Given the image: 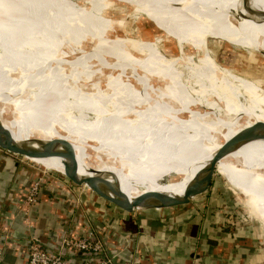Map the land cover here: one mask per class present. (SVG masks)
<instances>
[{"label":"bare ground","instance_id":"obj_1","mask_svg":"<svg viewBox=\"0 0 264 264\" xmlns=\"http://www.w3.org/2000/svg\"><path fill=\"white\" fill-rule=\"evenodd\" d=\"M149 20L160 35L131 36V23ZM209 35L245 38L264 53V0H0V114L16 113L1 121L17 142L36 133L70 141L81 175L88 147L111 158L117 165L102 159L97 169L128 197L181 196L220 148L217 131L227 140L264 122L263 95L215 63ZM36 161L64 169L58 157ZM164 170L181 177L162 183ZM216 171L264 224V139Z\"/></svg>","mask_w":264,"mask_h":264},{"label":"crops","instance_id":"obj_2","mask_svg":"<svg viewBox=\"0 0 264 264\" xmlns=\"http://www.w3.org/2000/svg\"><path fill=\"white\" fill-rule=\"evenodd\" d=\"M20 158L0 149L2 264H28L34 240L80 264L91 252L74 253L63 240L88 232L102 245L92 254L98 260L110 258L105 242L121 264H264V237L251 233L255 226H248L237 203L224 204L212 190L192 208L162 217L108 206L85 186L55 174L54 184H46L28 205L27 191L42 173Z\"/></svg>","mask_w":264,"mask_h":264},{"label":"water","instance_id":"obj_3","mask_svg":"<svg viewBox=\"0 0 264 264\" xmlns=\"http://www.w3.org/2000/svg\"><path fill=\"white\" fill-rule=\"evenodd\" d=\"M7 114H0V149L7 151L13 155L27 158L33 162L37 159H45L51 157H58L63 160V171L56 168H48L50 174H57L61 178L70 182L72 185L82 187L85 186L97 199L108 206L120 209L127 213L142 212L147 214H154L156 216H169L180 211L188 210L193 207V201L200 196L207 194L213 183V177L216 172V165L218 162L229 154L235 152L238 148L246 143L257 139H264V122L254 121L249 125L241 128L231 138L227 140H218L221 142L220 148L215 152L209 165L196 175L184 189L181 196H172L167 192L160 191H145L134 195L132 198L128 197L120 187L118 178L113 174L104 175L97 169V165L102 164V159L109 162V158L103 156L99 163L93 164L87 158V164L90 167L87 174L81 175L78 169V162L75 149L72 143L66 139L54 137L48 141L42 142V135L35 134L29 143L17 142L13 139L11 131L4 126L1 119L12 120L7 118ZM39 135V136H37ZM223 137V136H222ZM36 144L39 147H33L31 144ZM59 147L61 149H59ZM114 163V162H113ZM117 165V163H114ZM42 165V164H41ZM170 175V174H169ZM176 181L181 177L177 174ZM111 177L109 179L108 177ZM167 176V175H166ZM165 177V176H164ZM45 180L51 181L52 177L44 175ZM165 181V180H161ZM167 181V180H166ZM47 183V182H45ZM105 252L112 259L114 264H121L118 261V256L115 251L107 246L104 242Z\"/></svg>","mask_w":264,"mask_h":264},{"label":"rangeland","instance_id":"obj_4","mask_svg":"<svg viewBox=\"0 0 264 264\" xmlns=\"http://www.w3.org/2000/svg\"><path fill=\"white\" fill-rule=\"evenodd\" d=\"M151 23V24H150ZM150 24V26H149ZM156 28H155V27ZM129 27H132L133 31L131 36L142 41H149L153 37L160 35V31H155L157 26L151 20L143 23V26L138 25V23L133 22ZM139 27V28H138ZM154 27V29H153ZM144 31V32H143ZM120 34V28L115 29V33ZM143 35V36H142ZM173 45H176V39L172 38ZM162 47L166 44V39H163L161 43ZM171 44L167 42V47ZM207 48L208 52L215 61V63L223 69H226L229 73L239 78L245 83H248L257 88L259 91L256 94H262L264 97V53L262 51H254L249 43V41L245 38H224L216 35H209L207 38ZM177 52H175L176 54ZM7 118L12 119L15 112H13V108H10L7 112ZM226 117L225 115L220 116V118ZM212 120L218 122V117L212 116ZM246 122V118H241L238 123L244 124ZM224 129L217 131L216 137L218 140H223L222 132ZM92 145V141H90ZM95 143V142H94ZM88 153L90 155L89 161L95 164L99 163L100 160L97 158V152L92 148L88 147ZM105 158V156H104ZM20 159L24 160V163L30 167L34 171L39 170L43 173H54L49 172L43 165L33 162L27 158L21 157ZM109 162H112V159H108ZM80 167V165H79ZM27 172V171H26ZM170 174V175H169ZM167 175V176H166ZM165 176V177H164ZM177 174L170 172L169 170H164L162 173L163 180L162 183H176V181H170L171 179H175ZM167 180V181H166ZM212 193H216L219 200H222L224 204L227 203H237L243 215L248 219V226L253 224L254 231L251 232L255 235H259L261 238L264 237V224H262L261 219L256 216L246 205L247 197L241 193L239 190L234 188L229 181L224 177L220 172L216 171L213 177V183L210 187ZM209 190V191H210ZM67 248V247H66Z\"/></svg>","mask_w":264,"mask_h":264},{"label":"built area","instance_id":"obj_5","mask_svg":"<svg viewBox=\"0 0 264 264\" xmlns=\"http://www.w3.org/2000/svg\"><path fill=\"white\" fill-rule=\"evenodd\" d=\"M50 175L51 181H46L44 175ZM56 175L50 173H43L40 175L31 185L27 191L25 202L26 204L36 203L38 196L43 187L46 184H54ZM47 182V183H45ZM63 245L70 248L74 253L78 252H91L98 255L102 251V245L97 240L96 235L93 232H88L86 235L77 236L76 238L66 237L63 240ZM0 264L2 259L0 255ZM28 264H70L69 261L64 257L62 252H52L42 247L36 240L32 241L30 245V251L28 255ZM80 264H112L110 258H104L95 260L86 258Z\"/></svg>","mask_w":264,"mask_h":264},{"label":"trees","instance_id":"obj_6","mask_svg":"<svg viewBox=\"0 0 264 264\" xmlns=\"http://www.w3.org/2000/svg\"><path fill=\"white\" fill-rule=\"evenodd\" d=\"M45 248V247H44ZM46 249V248H45ZM92 254L93 253H90V254H87L88 255V259H93V260H95L96 258H94L93 256H92ZM95 254V253H94Z\"/></svg>","mask_w":264,"mask_h":264}]
</instances>
